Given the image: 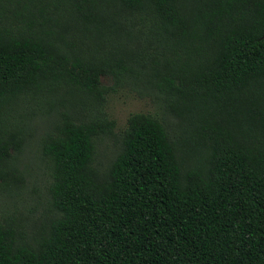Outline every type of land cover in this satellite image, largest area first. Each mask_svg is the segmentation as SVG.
Segmentation results:
<instances>
[{
    "label": "trees",
    "instance_id": "16d2710c",
    "mask_svg": "<svg viewBox=\"0 0 264 264\" xmlns=\"http://www.w3.org/2000/svg\"><path fill=\"white\" fill-rule=\"evenodd\" d=\"M1 198L0 264H264V0H0Z\"/></svg>",
    "mask_w": 264,
    "mask_h": 264
},
{
    "label": "rangeland",
    "instance_id": "374dc122",
    "mask_svg": "<svg viewBox=\"0 0 264 264\" xmlns=\"http://www.w3.org/2000/svg\"><path fill=\"white\" fill-rule=\"evenodd\" d=\"M100 81L105 85L110 83V79L105 76H101ZM106 111L108 116L115 121L113 129L115 134L125 127L126 119L130 113H156L158 109L157 104L150 98H140L134 92L120 89L116 93H111L107 96ZM113 144L114 137L112 136L105 137L100 141L97 159L102 163L105 162L107 156L110 154ZM20 161L21 165L25 168V185L21 195L15 197V203L19 210H29L34 215L41 208V202L45 193L46 174L33 145L23 150ZM0 206L3 209H11L12 207L2 198L0 199Z\"/></svg>",
    "mask_w": 264,
    "mask_h": 264
}]
</instances>
